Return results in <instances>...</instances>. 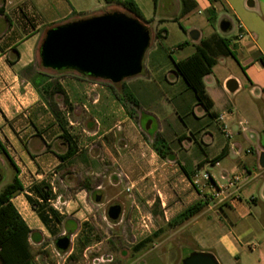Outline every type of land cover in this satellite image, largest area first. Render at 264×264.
<instances>
[{
  "label": "rangeland",
  "instance_id": "rangeland-1",
  "mask_svg": "<svg viewBox=\"0 0 264 264\" xmlns=\"http://www.w3.org/2000/svg\"><path fill=\"white\" fill-rule=\"evenodd\" d=\"M218 1L213 2V9L197 0L188 14L182 7L179 12L175 8L165 12L159 9L157 17L166 20H139L151 35L142 71L119 83L76 69L44 68L40 58L43 41L37 44L34 62L29 69L18 71L19 78L34 80L39 88L44 82L62 85L65 94L56 93L54 100L66 130L77 141L78 153L60 161L58 155L67 150V141L60 124L54 126L58 121L42 97L28 116L36 120L34 130L0 132L3 145L20 166V177L26 184L25 191L16 195L13 202L32 230L30 264H182L185 253L197 244L189 237V220L176 226L169 222L199 199L215 202L209 194H199L189 177L205 168L203 175L208 172L220 180L223 171L239 159L249 169L246 189L263 211L260 222L264 226V169L258 163L264 149V91L253 85L256 78L264 77V72L255 74L250 66L239 64L232 56H223L213 73L208 74L209 91L219 92L217 107L233 113V133L242 131L246 138L236 135L232 141L237 148L220 159L221 166H213L228 139L219 120L208 116L197 104L172 66L171 58L179 60L189 55L192 31L225 37L241 31L249 36L248 43L259 45L264 54V0ZM142 6L146 13L154 12L152 0L148 7L144 3ZM113 11L135 17L120 5H112L107 12ZM174 15L176 19H172ZM224 19L231 24L227 32L220 28ZM239 23L243 25L241 30ZM160 29L164 31L157 38L155 34ZM15 54L11 51L12 59ZM259 62L264 67L260 59ZM225 73L245 76L247 83L236 92H229L222 88ZM126 89L133 92L138 106L127 98ZM157 134H162L168 144L166 157L154 147ZM37 141L49 142L45 150L51 152V157L44 163L41 158L35 159L39 150L33 144ZM237 149L240 154H236ZM24 150L32 163L21 157ZM0 164L1 191L11 182L15 170L2 152ZM41 181L52 190L48 206L62 218L61 223L51 222L48 227L27 199L31 186ZM30 194L36 199L35 193ZM113 205L121 207L117 219L108 213ZM219 208L217 205L207 214ZM202 212L200 219H213L212 214L201 215ZM253 225L256 227L257 223ZM159 228L163 233L140 251H133L138 241ZM63 236L70 239L66 250L57 247V240Z\"/></svg>",
  "mask_w": 264,
  "mask_h": 264
},
{
  "label": "crops",
  "instance_id": "crops-1",
  "mask_svg": "<svg viewBox=\"0 0 264 264\" xmlns=\"http://www.w3.org/2000/svg\"><path fill=\"white\" fill-rule=\"evenodd\" d=\"M134 1L139 5L145 19L151 20V23L167 19L157 17L156 14L159 9L165 12L175 8L176 12H179L182 7L183 10L182 0H158L156 8L152 0L153 13L150 11L146 13L142 6L144 3L148 7L150 0ZM196 1L188 0V3L195 5ZM201 1L212 9L215 7L213 2L220 3L218 0ZM112 5L118 4L107 2V0H0V6L5 9V13L0 14V132L27 131L35 128L36 120L30 119L28 116L41 103V95L31 80L19 78L18 71L34 62L36 46L40 41H43L47 30L65 22L81 19L83 16L106 13ZM200 12L198 10V13ZM176 18V15L172 17V19ZM207 37L209 35L199 33V37L192 41V49L189 55L195 52L196 45L200 40ZM228 37L231 38L230 48L237 53L238 63L246 65V67L250 66L255 74H262L264 67L255 56V53L264 56L259 45L249 44L248 41L236 42L233 39L234 34ZM14 50H17L18 54L16 53L15 58L12 59L11 51L14 52ZM223 56L217 58V64L212 70H215L219 65V58ZM12 62L15 63L12 64ZM212 73L213 71L210 74ZM208 76V74L205 75L203 80L206 90L214 102L213 109L218 115L219 124L228 139L226 144L229 146V154L232 152L233 147L237 148L238 146L237 143L232 141L236 135L246 138L242 131L233 133L231 129L233 113L221 111L217 107L216 96L219 95V92L212 93L209 91L206 82ZM230 80H235L237 83V89L233 92H236L247 83L245 76L225 73L222 78V88L229 92H232L227 88V82ZM212 81L215 83V80ZM216 81L218 82V79ZM253 85L261 87L264 91V77L256 78ZM224 124L226 127H224ZM55 125L57 126L58 122L54 123ZM0 140L4 143L1 137ZM32 141V138H30L29 142L32 143ZM48 143V141H37L33 144L39 150V155L35 159L41 158V162L44 163L45 159L51 157V152L45 150ZM29 150L31 151V149ZM263 151L264 149H261L259 153L258 163L260 154ZM246 152L250 153V149H247ZM240 153L241 151L237 149L236 154ZM20 154L27 163H32V160H29L30 154L26 150ZM221 160L216 161L213 166H221ZM18 167L20 168L19 165ZM259 167L264 169L260 166V163ZM223 172L222 175L226 176L234 172H240L242 173V181L237 188L229 189L226 192L223 202L215 201L211 203L207 201L201 210L203 211L201 215H206L217 205L220 207V210L216 209L210 213L213 215V219L211 217L200 219V211L184 221L189 220L187 222V225L191 226L189 237L198 245V247L196 245L195 248L192 247L188 253H185V257L194 251H204L213 253L220 264H232V261H234V264H264V226L260 222L263 219V211L256 204V198L248 193L249 189H246L249 169H247L246 163L239 159ZM19 178L26 187L20 174ZM252 204H255V208L252 207ZM253 209H255L254 213ZM210 214H207V216ZM221 214H224V217H220ZM254 223H257L256 227L253 225Z\"/></svg>",
  "mask_w": 264,
  "mask_h": 264
},
{
  "label": "trees",
  "instance_id": "trees-1",
  "mask_svg": "<svg viewBox=\"0 0 264 264\" xmlns=\"http://www.w3.org/2000/svg\"><path fill=\"white\" fill-rule=\"evenodd\" d=\"M107 2L117 3L133 13L141 22H151V20L145 19L139 5L134 0H107ZM153 3L156 8L158 0H153ZM182 3L184 13L189 12V10L194 7V5L188 3V0H182ZM211 12H213L212 9ZM4 13V7L0 6V14ZM88 17L91 16L87 15L82 18ZM163 31V29L158 30L155 34L156 37L160 38ZM230 41L231 38L214 33L207 38L201 39L196 45L195 52L188 57L179 61H175L171 58L174 72L182 79L186 89L192 91L197 104L201 105L206 114L211 118H217L218 115L213 109L214 102L206 90L203 78L205 75L212 72L213 67L217 64V58L221 55H230L238 61L237 53L230 48ZM14 51L18 54L17 50ZM256 57L264 64V56L257 55ZM14 63L15 62H12V64ZM30 67L31 66L29 65L26 69H29ZM31 81L38 89L41 97L48 102L56 121H58L63 130V135L66 138L68 147L67 150L64 153L59 154L58 157L61 162H65L73 158L78 151L77 141L74 136L69 134L66 130V122L63 120L62 112L59 110L58 105L54 100V95L56 93L65 94V90L59 82L54 84L51 82H44L39 88L34 80ZM126 96L138 106V101L132 91L126 89ZM66 101L67 99L65 97V102ZM180 117L184 120L182 115H180ZM154 147L162 157L168 155L169 147L162 134H157L155 137ZM228 150L229 146L226 144L217 159H222L228 154ZM0 152L8 157L12 168L15 170L11 182L5 185L0 191V260L2 264H30L33 259V251L30 242L32 230L13 202V198L16 195L25 191V187L19 178L20 168L9 155L1 140ZM189 178L191 179V177ZM30 189V193H35L36 199L33 198L30 193L27 194V199L35 206L41 221L47 227L50 226L51 222L57 221L58 223H61L62 218L60 214L48 206V201L52 196L51 187L41 181L33 184ZM206 203V200H197L176 215L169 224L176 226L183 223L185 220L200 212ZM163 231L162 228H159L152 235L142 238L133 246V251H140L151 243L154 238L163 233Z\"/></svg>",
  "mask_w": 264,
  "mask_h": 264
},
{
  "label": "water",
  "instance_id": "water-1",
  "mask_svg": "<svg viewBox=\"0 0 264 264\" xmlns=\"http://www.w3.org/2000/svg\"><path fill=\"white\" fill-rule=\"evenodd\" d=\"M220 28L227 32L231 24L224 19ZM191 36L197 39L199 32L192 31ZM150 41V31L139 19L121 11L106 12L48 29L40 48L41 64L53 70L76 69L95 78L119 83L141 73ZM227 88L235 91L236 81L227 82ZM259 163L264 168V151ZM2 177L0 164V182ZM96 199L100 200V196ZM108 213L110 218L117 219L121 207L113 205ZM69 244L67 236L57 240V247L61 250H66ZM182 264L220 263L211 252L194 251L182 260Z\"/></svg>",
  "mask_w": 264,
  "mask_h": 264
},
{
  "label": "built area",
  "instance_id": "built-area-1",
  "mask_svg": "<svg viewBox=\"0 0 264 264\" xmlns=\"http://www.w3.org/2000/svg\"><path fill=\"white\" fill-rule=\"evenodd\" d=\"M238 29H243V25L239 23ZM248 35H244L243 32H237L233 39L236 42L247 41ZM224 127L226 125L224 124ZM203 169L197 170L192 176V184L199 194H209L211 200L217 202H223L225 194L229 189H235L242 181V173L234 172L229 175H222L220 180H217L211 173H205L203 175Z\"/></svg>",
  "mask_w": 264,
  "mask_h": 264
}]
</instances>
